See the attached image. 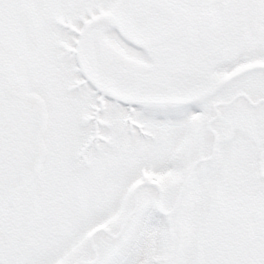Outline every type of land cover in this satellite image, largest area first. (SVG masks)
<instances>
[{
    "label": "snow or ice",
    "instance_id": "snow-or-ice-1",
    "mask_svg": "<svg viewBox=\"0 0 264 264\" xmlns=\"http://www.w3.org/2000/svg\"><path fill=\"white\" fill-rule=\"evenodd\" d=\"M0 264H264V0H0Z\"/></svg>",
    "mask_w": 264,
    "mask_h": 264
}]
</instances>
